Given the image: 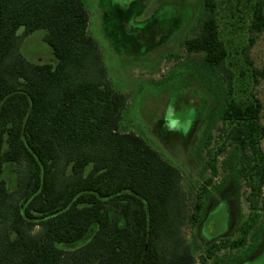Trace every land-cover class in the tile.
Wrapping results in <instances>:
<instances>
[{"label": "trees", "instance_id": "1", "mask_svg": "<svg viewBox=\"0 0 264 264\" xmlns=\"http://www.w3.org/2000/svg\"><path fill=\"white\" fill-rule=\"evenodd\" d=\"M89 20L84 0H0V264H197L184 228L202 223L204 195L228 146L239 152L236 172L251 208L259 207L264 105L253 94L236 99L230 83L215 111L222 127L212 178L189 211L181 170L142 137L120 131L127 97L108 79ZM37 31L55 63L22 54ZM249 31L255 87L264 67H254L248 52L264 33V0L252 3ZM182 45L203 56L207 72L224 69L229 53L213 0ZM219 237L203 240L206 258L221 249Z\"/></svg>", "mask_w": 264, "mask_h": 264}, {"label": "rangeland", "instance_id": "2", "mask_svg": "<svg viewBox=\"0 0 264 264\" xmlns=\"http://www.w3.org/2000/svg\"><path fill=\"white\" fill-rule=\"evenodd\" d=\"M205 1L84 0L90 17L88 35L99 47L114 91L127 97L120 131L142 137L181 170L189 211L212 178L210 164L221 143L222 127L214 119L218 103L230 95V83L236 99L246 100L253 94L264 105V80L252 87L245 50L254 0H213L221 38L229 53L224 69L218 73L203 69V56L188 53L182 45L197 34L205 15ZM44 35V31H37L24 40L21 52L30 62L55 63ZM257 37L248 58L254 67L262 68L264 33ZM261 123L264 125V111ZM261 147L264 151V140ZM216 166L218 173L204 195L202 223L184 228L199 264H231L237 255L245 260L250 255L246 245L248 250L264 245V189L254 211L247 199L250 192L236 172L239 152L233 146H228ZM14 169L7 176L11 186L16 179ZM217 236L221 237L215 243L221 249L211 259L206 258L209 245L203 240ZM234 239H239L244 251L233 253Z\"/></svg>", "mask_w": 264, "mask_h": 264}, {"label": "flooded vegetation", "instance_id": "3", "mask_svg": "<svg viewBox=\"0 0 264 264\" xmlns=\"http://www.w3.org/2000/svg\"><path fill=\"white\" fill-rule=\"evenodd\" d=\"M251 239L253 238L252 236H249ZM239 239H234L232 241V251L233 253H238L240 250H242L243 248H241L239 245L237 246H233L235 243L238 244V241ZM245 250L247 251H250L248 255V253L246 255H248L246 257L245 260H243V257L240 258V255L238 256H235V259L233 258L232 259V263L231 264H236V263H239V264H264V245L263 246H258L255 250H248L250 247L249 246H245L244 247ZM244 251V250H242ZM246 251V252H247ZM245 255V256H246ZM240 258V259H238Z\"/></svg>", "mask_w": 264, "mask_h": 264}, {"label": "built area", "instance_id": "4", "mask_svg": "<svg viewBox=\"0 0 264 264\" xmlns=\"http://www.w3.org/2000/svg\"><path fill=\"white\" fill-rule=\"evenodd\" d=\"M196 261H197V264H199V262H198V260L196 259Z\"/></svg>", "mask_w": 264, "mask_h": 264}]
</instances>
